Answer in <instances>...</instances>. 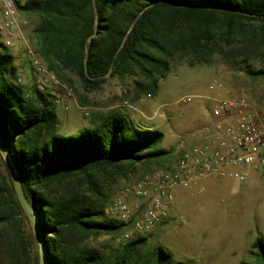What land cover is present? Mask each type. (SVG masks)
Returning <instances> with one entry per match:
<instances>
[{
	"label": "trees",
	"instance_id": "trees-1",
	"mask_svg": "<svg viewBox=\"0 0 264 264\" xmlns=\"http://www.w3.org/2000/svg\"><path fill=\"white\" fill-rule=\"evenodd\" d=\"M17 4L36 16L35 54L61 79L78 77L86 92L110 78L131 80L133 100L153 97L171 64L195 67L214 55L242 62L250 80H264V0H29ZM95 37L89 41V37ZM0 35V143L10 154L22 191L37 214L47 264H131L148 239L137 237L106 257L86 247L91 237L119 233L123 224L106 213L101 184L137 165L150 174L170 151L163 135L141 128L116 110L93 118L98 125L76 136L55 135L52 97L20 81L14 57ZM85 67L87 74L85 75ZM20 81V82H19ZM145 175V176H146ZM144 177V176H143ZM142 177V178H143ZM252 248L264 264V239ZM155 247L141 264H171ZM38 243L0 157V264H38ZM183 264V263H178ZM246 264V263H241Z\"/></svg>",
	"mask_w": 264,
	"mask_h": 264
},
{
	"label": "rangeland",
	"instance_id": "rangeland-1",
	"mask_svg": "<svg viewBox=\"0 0 264 264\" xmlns=\"http://www.w3.org/2000/svg\"><path fill=\"white\" fill-rule=\"evenodd\" d=\"M24 19L26 26L22 34L35 52L32 29L38 18L31 15ZM0 35L3 42L7 31L3 28L1 6ZM5 52L16 55V48H6ZM21 62L23 66L19 67ZM15 63L20 81L32 86L30 64L22 52L15 56ZM260 65L259 60L229 61L217 54L206 65L171 64L165 78L158 83L155 96H141L136 101L132 99L131 80L120 83L110 76L99 91L86 92L76 75L64 72L60 79L54 73L63 86L71 89V97H66L61 88L38 89L46 90L52 96L49 98L54 103L57 119L55 135L76 136L83 129L98 125L93 118L99 113L116 110L134 125L157 130L163 135L159 147L171 152L160 162L163 168L174 163L180 150L200 142L198 130L204 121L212 118L213 102L205 100L206 97L243 94L264 112V80H250L245 75L249 67L257 69ZM214 80L221 82L225 95L217 89L209 90ZM185 97L194 98L190 103H179ZM248 172L250 182L247 185L229 176L210 177L176 191L167 219L144 236L148 239L147 244L131 264L150 259L155 247H161L171 256V264H256L252 244L257 238L264 239V187L256 172ZM147 173L148 168L137 165L125 175H115L101 184L102 194L110 203ZM128 201L131 206L136 202L132 198ZM118 234L91 237L86 241V247L96 249L106 257L116 256L122 248V244L116 242Z\"/></svg>",
	"mask_w": 264,
	"mask_h": 264
},
{
	"label": "built area",
	"instance_id": "built-area-1",
	"mask_svg": "<svg viewBox=\"0 0 264 264\" xmlns=\"http://www.w3.org/2000/svg\"><path fill=\"white\" fill-rule=\"evenodd\" d=\"M28 1L0 0L3 28L7 31L2 43L4 47H15L25 55L37 87L61 88L66 97H71V89L58 81L23 37L26 21L16 3L24 5ZM216 89L223 91V85L214 80L209 90ZM193 98L185 97L179 103H190ZM205 100L213 102L212 124L201 131V141L180 150L174 163L134 182L107 205V215L123 224L116 237L117 243L124 244L153 232L167 219L175 192L205 178L229 176L247 185L250 182L248 171H254L264 187V112L258 110L254 100L243 94L217 95ZM129 198L136 201L134 205L131 206Z\"/></svg>",
	"mask_w": 264,
	"mask_h": 264
},
{
	"label": "water",
	"instance_id": "water-1",
	"mask_svg": "<svg viewBox=\"0 0 264 264\" xmlns=\"http://www.w3.org/2000/svg\"><path fill=\"white\" fill-rule=\"evenodd\" d=\"M94 37H95V34L90 36L89 41H91ZM110 73H111V71H109L106 74L105 78H108L110 76ZM85 75L89 79H93V78H90L88 76L86 67H85ZM0 156L2 157V159L4 161L7 172L9 174L11 181H12L16 198H17L22 210L24 211V213H25V215L29 221L30 228H31V230L34 234V237L38 243V254H39V263L38 264H47V257H46V253H45V249H44L43 238H42V235L40 233L39 226H38L36 211L33 209V207L27 201V199H26V197L22 191L21 182H20L19 176H18V174H17V172L13 166L10 154L7 151V149L1 143H0Z\"/></svg>",
	"mask_w": 264,
	"mask_h": 264
},
{
	"label": "crops",
	"instance_id": "crops-1",
	"mask_svg": "<svg viewBox=\"0 0 264 264\" xmlns=\"http://www.w3.org/2000/svg\"><path fill=\"white\" fill-rule=\"evenodd\" d=\"M16 55H20V51L18 50V49H16ZM16 55H12L14 58H15V56ZM15 65V67L17 68V71L19 70V68H18V66L19 67H22L23 66V63L21 62L18 66H17V64L15 63L14 64ZM30 76L31 77H33V74H32V70H31V68H30ZM19 74V73H18ZM20 75V74H19ZM220 94H224L225 95V92H223V91H220ZM209 103H207L206 105H208ZM202 110H203V107H202ZM258 110H259V106H258ZM260 111V110H259ZM210 124H212V120H210V121H204L203 122V124L201 125V127H200V129L198 130V137H199V141H201V139H202V136H201V131L204 129V127L205 126H208V125H210ZM147 128V127H146ZM151 129V128H150Z\"/></svg>",
	"mask_w": 264,
	"mask_h": 264
}]
</instances>
